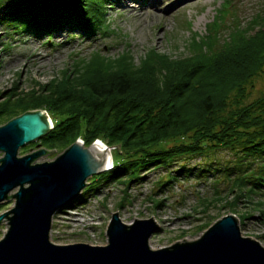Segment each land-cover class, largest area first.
I'll return each mask as SVG.
<instances>
[{
    "label": "trees",
    "instance_id": "obj_1",
    "mask_svg": "<svg viewBox=\"0 0 264 264\" xmlns=\"http://www.w3.org/2000/svg\"><path fill=\"white\" fill-rule=\"evenodd\" d=\"M106 1L0 0V20L48 36L63 27L106 33ZM228 4H222L204 34L191 33L188 54L151 49L135 65L128 53L111 59L94 52L76 61L59 83L18 95L14 105L1 103L0 120L41 108L53 122L39 139L47 148H66L77 138L85 147L95 140L108 147L120 144L121 161L105 171L112 179L140 177L150 165L177 157L228 150L233 166L214 168L228 179L233 193L228 203L236 206L246 199L264 214V200H253L264 195V92L246 101L249 87L264 72V9L245 28L232 23L219 40ZM184 171L191 170L183 167L178 173ZM247 215L240 216L241 222Z\"/></svg>",
    "mask_w": 264,
    "mask_h": 264
},
{
    "label": "rangeland",
    "instance_id": "obj_2",
    "mask_svg": "<svg viewBox=\"0 0 264 264\" xmlns=\"http://www.w3.org/2000/svg\"><path fill=\"white\" fill-rule=\"evenodd\" d=\"M9 2L1 0L2 4ZM141 2L106 1V33L87 35L63 27L48 36L22 32L14 24L0 20V104L14 105L18 95L59 83L62 75L75 67L76 61L88 60L94 52L111 59L128 53L135 65L151 49L176 57L188 54L186 44L191 33L204 34L215 14L224 9L225 2H229L228 15L223 18L219 40L228 35L232 23L245 28L264 9V0H145L151 6L139 11ZM262 92L264 72L249 87L246 101H252ZM6 122L4 117L0 125ZM105 147L110 151L112 162L119 163L122 154L118 149L111 151ZM28 148V144L20 147L18 156L28 153ZM45 148L55 151L40 156L36 162L52 160L67 147ZM233 162L234 156L228 150L219 149L205 157L183 156L166 165H150L140 171V177L122 175L112 179L105 172L108 168L104 174L96 175L92 186L89 182L94 175L88 177L78 198L53 214L50 241L60 245L80 242L106 245L107 226L112 213L117 212L125 224L152 217L159 228L151 234L148 243L152 249H159L195 240L217 219L234 214L241 234L264 246V214L246 199L231 206L228 202L233 200V193L228 190V179L223 172L214 171V168L223 171L229 164L233 166ZM183 167L191 171L178 173ZM205 168L207 172L201 173ZM258 199L264 200V195L253 198ZM13 203L12 198L0 203V214L10 210ZM243 214H248V218L241 222ZM7 222L4 219L0 224V239L7 231ZM205 223L210 224L203 228Z\"/></svg>",
    "mask_w": 264,
    "mask_h": 264
},
{
    "label": "water",
    "instance_id": "obj_3",
    "mask_svg": "<svg viewBox=\"0 0 264 264\" xmlns=\"http://www.w3.org/2000/svg\"><path fill=\"white\" fill-rule=\"evenodd\" d=\"M52 127L41 109L0 125V203L14 199L12 208L0 214V224L8 220L0 239V264H264V246L241 234L234 214L217 219L195 240L159 249L148 243L159 228L152 217L125 224L117 212L108 223L106 245L51 242L53 214L78 198L88 177L110 168L107 147L100 140L85 147L77 138L49 161L36 162L54 149L18 156L20 147ZM110 147L120 152V144Z\"/></svg>",
    "mask_w": 264,
    "mask_h": 264
},
{
    "label": "flooded vegetation",
    "instance_id": "obj_4",
    "mask_svg": "<svg viewBox=\"0 0 264 264\" xmlns=\"http://www.w3.org/2000/svg\"><path fill=\"white\" fill-rule=\"evenodd\" d=\"M38 142L35 141V142H31V143L28 144L29 145V148L27 150L28 153L33 152V151H36V150H39V149H45L46 150V148L43 145V143L41 141H38ZM31 146H33V147H31Z\"/></svg>",
    "mask_w": 264,
    "mask_h": 264
},
{
    "label": "bare ground",
    "instance_id": "obj_5",
    "mask_svg": "<svg viewBox=\"0 0 264 264\" xmlns=\"http://www.w3.org/2000/svg\"><path fill=\"white\" fill-rule=\"evenodd\" d=\"M145 2V0H142V5L140 6V10L139 11H144L146 8H147V6H151V4L150 3H144ZM146 4V6H144ZM130 11H132V10H130ZM103 147H105V145L101 142L100 143ZM107 151H108V155H109V159H110V163L112 162V158H111V156H110V151H109V149L107 148ZM111 168V167H110Z\"/></svg>",
    "mask_w": 264,
    "mask_h": 264
}]
</instances>
